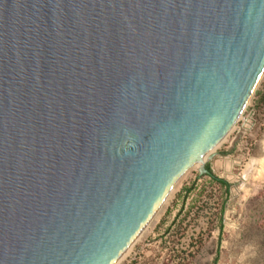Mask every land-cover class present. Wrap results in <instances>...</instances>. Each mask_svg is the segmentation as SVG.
Here are the masks:
<instances>
[{
	"label": "water",
	"instance_id": "water-1",
	"mask_svg": "<svg viewBox=\"0 0 264 264\" xmlns=\"http://www.w3.org/2000/svg\"><path fill=\"white\" fill-rule=\"evenodd\" d=\"M264 76V0H0V264H118Z\"/></svg>",
	"mask_w": 264,
	"mask_h": 264
},
{
	"label": "rangeland",
	"instance_id": "rangeland-1",
	"mask_svg": "<svg viewBox=\"0 0 264 264\" xmlns=\"http://www.w3.org/2000/svg\"><path fill=\"white\" fill-rule=\"evenodd\" d=\"M214 151L229 193L191 167L119 264H264V76Z\"/></svg>",
	"mask_w": 264,
	"mask_h": 264
},
{
	"label": "trees",
	"instance_id": "trees-1",
	"mask_svg": "<svg viewBox=\"0 0 264 264\" xmlns=\"http://www.w3.org/2000/svg\"><path fill=\"white\" fill-rule=\"evenodd\" d=\"M208 170L210 171L209 175L213 176L210 168H208ZM213 180H214V182H216V183L220 184L221 186H223L226 189L227 194L229 193L230 184L228 182H226L225 180L216 178L214 176H213Z\"/></svg>",
	"mask_w": 264,
	"mask_h": 264
},
{
	"label": "bare ground",
	"instance_id": "bare-ground-1",
	"mask_svg": "<svg viewBox=\"0 0 264 264\" xmlns=\"http://www.w3.org/2000/svg\"><path fill=\"white\" fill-rule=\"evenodd\" d=\"M214 152H215V151H212L211 153H209V155L207 156L208 159H209V157H210ZM207 157H206V158H207ZM203 159H205V158H203ZM201 166H202L201 164H198L197 167L200 168ZM132 247H133V245H132ZM132 247H131V248H132ZM131 248H130V249H131ZM130 249H129V251H130ZM129 251L124 255V257H126V255L129 253ZM124 257H123V258H124ZM123 258H122V259H123ZM122 259H121V260H122ZM121 260H120V261H121ZM120 261H119V262H120ZM119 262H118V264H119Z\"/></svg>",
	"mask_w": 264,
	"mask_h": 264
}]
</instances>
